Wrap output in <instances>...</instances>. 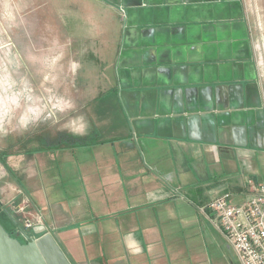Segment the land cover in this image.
<instances>
[{
    "label": "crops",
    "instance_id": "0c3cea01",
    "mask_svg": "<svg viewBox=\"0 0 264 264\" xmlns=\"http://www.w3.org/2000/svg\"><path fill=\"white\" fill-rule=\"evenodd\" d=\"M82 1L69 17L95 68L75 72L86 115L44 136L28 111L21 135L0 134V213L20 226L27 201L70 264H241L206 207L264 187V61L245 1Z\"/></svg>",
    "mask_w": 264,
    "mask_h": 264
},
{
    "label": "rangeland",
    "instance_id": "374dc122",
    "mask_svg": "<svg viewBox=\"0 0 264 264\" xmlns=\"http://www.w3.org/2000/svg\"><path fill=\"white\" fill-rule=\"evenodd\" d=\"M74 1L0 0V134L3 136L21 135L22 118L28 111L32 120L42 110L45 121L31 126L30 130L37 133L44 129V136L68 134L71 119L86 115V98L93 93H86L89 89L86 83L75 81V72L82 67L79 75L83 77L85 68L92 76L95 68L92 59L85 62L80 56L86 30L82 23L76 24L69 17ZM244 1L257 53L264 61V0ZM78 4L82 5L83 1L79 0ZM97 47L99 52L104 48L102 44ZM97 70L104 73L100 67ZM104 101L108 98L99 97L97 104L100 102L102 106ZM98 111L101 113L102 109L99 107ZM0 143L5 146L7 142L0 140ZM20 149L19 141L11 151Z\"/></svg>",
    "mask_w": 264,
    "mask_h": 264
},
{
    "label": "built area",
    "instance_id": "2783aa9c",
    "mask_svg": "<svg viewBox=\"0 0 264 264\" xmlns=\"http://www.w3.org/2000/svg\"><path fill=\"white\" fill-rule=\"evenodd\" d=\"M28 202L13 209L23 232L41 224V217L28 211ZM213 215L211 222L222 232L235 250L241 264H264V187L252 186L251 196L234 204L229 195L212 199L206 207ZM18 230V229H17Z\"/></svg>",
    "mask_w": 264,
    "mask_h": 264
},
{
    "label": "water",
    "instance_id": "95a60500",
    "mask_svg": "<svg viewBox=\"0 0 264 264\" xmlns=\"http://www.w3.org/2000/svg\"><path fill=\"white\" fill-rule=\"evenodd\" d=\"M7 216L17 226L14 219L9 214ZM17 229L25 239L24 244L0 224V264H70L44 227L32 229L36 237H30L20 228Z\"/></svg>",
    "mask_w": 264,
    "mask_h": 264
},
{
    "label": "trees",
    "instance_id": "16d2710c",
    "mask_svg": "<svg viewBox=\"0 0 264 264\" xmlns=\"http://www.w3.org/2000/svg\"><path fill=\"white\" fill-rule=\"evenodd\" d=\"M67 138L65 136H61V141L66 140ZM6 212V211H5ZM8 222L10 225L13 226V223L9 220V218L7 217V215L5 213H0V224L4 227V229L11 235L14 236L13 232H11L10 230L6 229V227L4 226V224Z\"/></svg>",
    "mask_w": 264,
    "mask_h": 264
},
{
    "label": "flooded vegetation",
    "instance_id": "af4514ba",
    "mask_svg": "<svg viewBox=\"0 0 264 264\" xmlns=\"http://www.w3.org/2000/svg\"><path fill=\"white\" fill-rule=\"evenodd\" d=\"M18 233H19V230H18ZM12 237H14V238H16L21 244H24L25 243V241L22 239V238H18L17 236H12Z\"/></svg>",
    "mask_w": 264,
    "mask_h": 264
}]
</instances>
